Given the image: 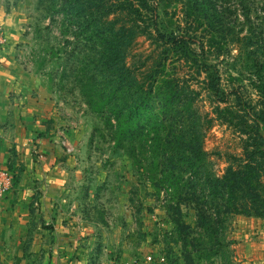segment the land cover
Masks as SVG:
<instances>
[{"label": "rangeland", "instance_id": "374dc122", "mask_svg": "<svg viewBox=\"0 0 264 264\" xmlns=\"http://www.w3.org/2000/svg\"><path fill=\"white\" fill-rule=\"evenodd\" d=\"M61 1L0 0V78L7 80L17 108L19 100L26 108L14 117L0 113V141L7 150L0 172L8 182L0 188V223L26 224L18 232L22 242L0 245V264H184L180 240L185 237L194 264H264V167L252 164L253 141L240 133L235 117L239 102H245L248 123L264 121V0H250L249 22L237 15L236 0H157L160 28L176 33L184 26L196 52L203 44L236 113L217 116L212 105L223 94L201 89L204 75L198 78L194 67L178 68L200 93L195 107L213 119L203 141L206 175L229 180L237 174L239 184L230 195L214 198L204 188L196 198L200 209L194 201L181 206L182 231L165 209L166 192L154 191L125 155L112 151L107 112L94 110L107 102L110 74L101 65L91 77L93 60L103 63L109 55L88 50L96 43L92 33L90 41L71 35L70 6L83 0H63L66 15L58 13ZM88 4L87 12L101 10L93 14L95 33L107 37L129 25L125 14H107L105 21L101 0ZM255 27L250 51L239 54L237 36ZM124 41L132 62L148 63L150 41ZM174 72L169 60L166 73ZM31 83H41L50 106L41 103L37 112L29 107L39 96V90L33 96ZM6 127L11 134L5 135ZM197 211L210 225L197 221Z\"/></svg>", "mask_w": 264, "mask_h": 264}, {"label": "trees", "instance_id": "16d2710c", "mask_svg": "<svg viewBox=\"0 0 264 264\" xmlns=\"http://www.w3.org/2000/svg\"><path fill=\"white\" fill-rule=\"evenodd\" d=\"M93 1L73 2L68 15L71 18L69 23L72 25L73 39L80 41L82 37L90 41L92 33L95 41L91 42L96 43L89 44L88 50L109 55L104 57L103 63L98 58L93 60L96 64L91 77L94 78V74L97 75L96 69L103 65L101 70L107 69L111 82L107 102H100L94 110L102 116L107 112V136L112 151L125 155L138 178L147 182L154 191H165L166 196L170 197L165 209L182 231L185 226L180 220L181 206L194 201L200 209L201 203L196 198L201 197L204 188L214 198L230 195V191L239 187V184H236L237 174H231L229 180L225 176L206 175L207 158L203 141L213 119L205 113L201 115L195 107L200 93L190 87L186 72L181 70L182 74H179L178 68L194 67L198 78L204 75L199 80L204 83L201 89L223 94L224 97L219 98L215 106L212 105V112L217 116H235L232 102L218 86L217 82H221L220 74L215 65L205 59L203 44L199 43L200 52H196L193 37L182 30L184 26L179 29L178 25L179 32L176 33L174 30L164 32L160 28L157 0H101L105 21L111 14H125L129 18V25L123 26L125 28H122L121 33H111L107 37L95 33L97 26L93 14L101 10L87 12L88 3ZM62 3L65 4L62 0L58 13L66 15L68 9L65 10ZM250 3V0H236V5L240 7V14L237 15L246 22H249ZM83 6H86V10H82ZM257 30V27L253 30L248 28L245 36H237L239 54L249 50L250 36ZM133 37H144L152 43L153 49L146 56L148 63L137 65V62L131 61L130 45L128 42L125 44L124 40L132 41ZM169 60L175 70L171 75L166 73ZM190 94L194 97L191 98ZM219 103L223 106L220 107ZM238 114L235 117L240 121L239 125H242L240 133L253 141L252 164L258 161L257 165L261 169L264 167V121L255 120L253 125L249 124L247 116L250 113L245 102H239ZM227 119L232 125V118L227 116ZM256 168L246 166L251 171H257ZM200 180H205L203 187L199 186ZM198 211L197 221L202 226L210 225L209 218L198 214ZM180 241L184 246L183 263L194 264L193 254L188 250L187 237Z\"/></svg>", "mask_w": 264, "mask_h": 264}, {"label": "crops", "instance_id": "0c3cea01", "mask_svg": "<svg viewBox=\"0 0 264 264\" xmlns=\"http://www.w3.org/2000/svg\"><path fill=\"white\" fill-rule=\"evenodd\" d=\"M0 61H2V58L0 57ZM2 72H0L1 74ZM30 85V84H29ZM7 80H4V78H0V113L3 114V116H6V117H10L14 114V112H18V111H24L26 108H23L22 107V104L25 103L24 101L22 100H19V107L17 108V103H13L11 101V97L9 95V93L7 92ZM38 86H41V83H39V85H35L33 83H31L30 85V89H33V91L36 93V95H33V96H37V90H39V96L38 97H35V100H37L38 103H36L35 101H29L27 104H29V107L32 108V110L34 112H37L39 110V104H45L47 106H50V103H48V97L46 96V92L45 90L41 87L38 88ZM31 91V90H30ZM40 94L43 96V97H40ZM44 98H47V102L44 101ZM24 99V97L22 98ZM26 104V105H27ZM28 108V107H27ZM31 110V111H32ZM14 117V115H13ZM10 128L9 127H6V130L8 131H4L6 132L5 135H9L11 134V131L9 130ZM4 133H2V131H0V135H2ZM2 140V138H1ZM0 160L4 159L1 155L3 154V156L6 153L7 150H3V140L2 142L0 141ZM1 162V161H0ZM5 223H0V236H4L5 235V239L4 241H0V245H8L10 241H16L17 244H19L20 242H22V237L21 235L18 234V232L20 231L21 233H23L24 231V227L26 226V224L23 222L22 223H17L18 226H12L10 224L8 225H4ZM17 231V237L16 236H11L12 235V232L13 231ZM9 233V234H8ZM11 234V235H10Z\"/></svg>", "mask_w": 264, "mask_h": 264}, {"label": "built area", "instance_id": "2783aa9c", "mask_svg": "<svg viewBox=\"0 0 264 264\" xmlns=\"http://www.w3.org/2000/svg\"><path fill=\"white\" fill-rule=\"evenodd\" d=\"M7 185H8V182H7V178L5 174L0 172V188L6 187ZM148 260H150V258H148Z\"/></svg>", "mask_w": 264, "mask_h": 264}]
</instances>
